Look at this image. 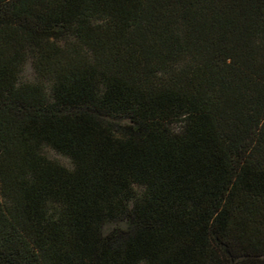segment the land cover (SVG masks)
Returning a JSON list of instances; mask_svg holds the SVG:
<instances>
[{
  "label": "trees",
  "instance_id": "1",
  "mask_svg": "<svg viewBox=\"0 0 264 264\" xmlns=\"http://www.w3.org/2000/svg\"><path fill=\"white\" fill-rule=\"evenodd\" d=\"M0 264H264V0H0Z\"/></svg>",
  "mask_w": 264,
  "mask_h": 264
},
{
  "label": "rangeland",
  "instance_id": "2",
  "mask_svg": "<svg viewBox=\"0 0 264 264\" xmlns=\"http://www.w3.org/2000/svg\"><path fill=\"white\" fill-rule=\"evenodd\" d=\"M32 74H33V73H32L31 66H30V64H28V65L26 66L25 70L23 71V75H22V77H23L24 79H31V78H32ZM46 153H47V155L50 156L52 159H55V160L59 161V162L62 163V164H65V165H69V164H70L69 161H68L65 157H63L62 155H59L58 153H56V152H54V151H52V150H50V149H47V150H46Z\"/></svg>",
  "mask_w": 264,
  "mask_h": 264
}]
</instances>
